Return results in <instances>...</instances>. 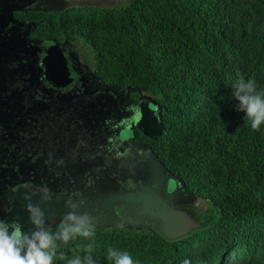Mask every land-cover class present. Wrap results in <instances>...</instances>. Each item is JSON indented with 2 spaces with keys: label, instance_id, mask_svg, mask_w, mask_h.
<instances>
[{
  "label": "trees",
  "instance_id": "trees-1",
  "mask_svg": "<svg viewBox=\"0 0 264 264\" xmlns=\"http://www.w3.org/2000/svg\"><path fill=\"white\" fill-rule=\"evenodd\" d=\"M21 18L34 22L33 39L84 48L100 84L155 102L162 134L136 138L207 206L199 228L178 239L146 227H95V264H110L109 247L136 264H264V124L251 128L232 88L242 75L264 95V0H133ZM89 242L57 241L65 259L54 264L83 256Z\"/></svg>",
  "mask_w": 264,
  "mask_h": 264
},
{
  "label": "flooded vegetation",
  "instance_id": "flooded-vegetation-1",
  "mask_svg": "<svg viewBox=\"0 0 264 264\" xmlns=\"http://www.w3.org/2000/svg\"><path fill=\"white\" fill-rule=\"evenodd\" d=\"M23 9L26 8H9L6 0H0V10L7 11L6 19L5 13H0V19L6 20L0 23V172H8V177L14 170H20V175L27 172L32 174L28 180L14 182L11 179V183L0 185V220L5 221H12L9 217L16 211L11 207L13 202H27L26 195L40 200V195H35L45 188L41 183V171H56L58 177L62 175L64 178L66 174L61 173L62 170L89 160L91 169L97 167L99 174L115 178L120 189L124 190L128 172L125 166L120 171L122 148L132 156L135 166L153 157L147 142L136 138L137 132L142 134L141 131L133 129L126 132L129 138H123L121 132L135 124L141 102L149 105H155V102L131 89L120 90L100 84L93 70L92 76H85V72L83 75L82 69L71 66L74 61L71 54L74 53L70 44L62 45L54 41L46 44L30 37L35 24L25 22L21 16L47 10ZM56 44L68 54L63 52L64 57L67 56L72 81L63 88H56L45 80L41 63L47 50ZM133 95L137 97L133 98ZM49 101L52 104L46 108ZM58 113L64 114L62 121L71 127L70 130H60L57 136H46L49 133L46 129L55 124L53 118ZM78 124L81 125L80 133L75 131ZM129 183L136 185V188L140 184L134 180ZM82 185L88 186L86 181ZM136 209H131L130 216H134ZM113 211L118 214V209L113 208ZM155 226L158 225L149 226L148 229L156 232Z\"/></svg>",
  "mask_w": 264,
  "mask_h": 264
},
{
  "label": "rangeland",
  "instance_id": "rangeland-1",
  "mask_svg": "<svg viewBox=\"0 0 264 264\" xmlns=\"http://www.w3.org/2000/svg\"><path fill=\"white\" fill-rule=\"evenodd\" d=\"M131 1L133 0H6L7 7L9 8L21 6L26 8L23 10L47 11L87 6L121 8L128 5ZM6 12L0 10V13H5V19L7 18ZM5 19H0V23L2 21L6 22ZM71 47L74 53V55L70 53L74 57L71 66L76 65L78 69H82L83 75L85 72V76H92L93 63L87 54L88 52L77 45H71ZM63 52L68 55L66 51L63 50ZM50 104H52V101L46 103V108ZM63 116L64 114L58 113L55 119L53 118L55 124L46 129L49 132L46 136L54 134L57 136L60 130H66L65 132L70 130L71 127H67L68 124L62 121ZM80 128L81 125L78 124L75 131L80 133L82 131ZM72 132L74 131L72 130ZM122 136L123 138L128 137L127 133H124ZM119 150L121 151V148ZM124 151L122 148L120 153L123 156H120L121 160H119V162L123 163L120 171H123L125 166L128 172L127 182H124V190L120 189L121 186L115 178L104 177L105 175L99 174V171L96 169L97 167L91 169L92 166L88 164L89 160H83L81 164L71 169L62 170L61 173L64 172L66 174L64 178L62 175L58 177L55 173L56 171H41V183L52 194V200L40 202V207L43 204L46 208H52L45 214L46 227L49 229L54 223H59L62 220L63 216L70 211L65 206V201L72 198L74 202L76 200H84L83 206L77 209L78 214L87 213L92 216L95 227L99 228H122L126 225H131L137 228L145 226L148 229L149 226L158 225L159 227L155 226L157 227V231L169 239L184 237L199 228L202 221L201 217L207 209L205 202L193 196L181 197V195L174 194V197H171L170 194L173 190L170 185L171 182L166 180L167 174L164 173L152 156V158H147L142 164L135 166L132 156L126 154ZM93 170H96L98 176L94 175L96 172ZM7 175L8 172L6 171L0 172L1 186L11 183V179L16 182L21 179L28 180V178L32 177L31 172L20 175V170H14L13 174L9 177ZM153 178H155L154 182L152 181ZM132 180L140 182L137 188L136 185L129 183ZM84 181H86L87 187L82 185ZM37 195H40V192H37L35 196ZM140 196H144L149 201L139 199ZM40 200L32 199V203L35 204ZM26 203L19 204L13 202L11 207L16 211L12 213L9 220L18 221L23 226L24 231L30 232L35 229L28 221L29 214L25 209ZM59 206L64 207L66 212L57 209ZM135 207L137 209L134 211V216H130L131 209ZM113 208L118 209V214L113 211ZM147 223L150 225H147Z\"/></svg>",
  "mask_w": 264,
  "mask_h": 264
},
{
  "label": "clouds",
  "instance_id": "clouds-1",
  "mask_svg": "<svg viewBox=\"0 0 264 264\" xmlns=\"http://www.w3.org/2000/svg\"><path fill=\"white\" fill-rule=\"evenodd\" d=\"M232 88L233 95L239 102L237 110L246 113V120L251 122L253 130H259L264 124V95L257 92L255 80H246L241 75ZM39 192L41 200L35 204L32 203L31 195L25 196L28 221L34 226V231L25 232L18 221L0 220V264H54L58 255L61 260L65 259V254L59 250L57 241L67 245L69 241L78 237L90 242L83 246L82 250L85 253L83 256L74 254L67 260V264H95L92 255L96 247L94 218L87 213L77 212L85 203L84 200L74 202L69 198L65 201V206L70 211L63 216L53 233L46 227L45 214L40 207L41 201L52 200V194L46 188L40 189ZM106 258L110 264H136L129 253L112 247L107 249ZM183 264L190 262L185 260Z\"/></svg>",
  "mask_w": 264,
  "mask_h": 264
},
{
  "label": "water",
  "instance_id": "water-1",
  "mask_svg": "<svg viewBox=\"0 0 264 264\" xmlns=\"http://www.w3.org/2000/svg\"><path fill=\"white\" fill-rule=\"evenodd\" d=\"M41 63L44 68L45 80L48 83H50L56 88H63L69 83H71L72 80L69 78V69L67 66V60L64 57V54L59 45L56 44L54 46H51L47 50L46 55L42 59ZM133 129H137L141 131L143 136L147 138L159 137L163 131V123L161 122V118L159 115V108L153 104L149 105L146 104L145 102H141L138 106V116L136 118L135 124L129 125V127L126 128V130L123 129L121 133L124 134L126 132H131L133 131ZM166 176H167L166 180L168 182H171V184L170 183L169 184L173 189L170 194L171 197H174V194L181 195V197L187 196V192L185 191L184 185L179 180H177L175 177L169 174H167ZM152 181L154 182L155 178H153ZM32 199H34V197H32ZM139 199L142 200L145 199L149 201L148 199L144 198V196H140ZM41 209L44 212V214H46L49 212L48 210L52 208L49 207L46 208L44 207V205H42ZM57 209H61V211L66 212L64 210V207L62 208L59 206L57 207Z\"/></svg>",
  "mask_w": 264,
  "mask_h": 264
},
{
  "label": "bare ground",
  "instance_id": "bare-ground-1",
  "mask_svg": "<svg viewBox=\"0 0 264 264\" xmlns=\"http://www.w3.org/2000/svg\"><path fill=\"white\" fill-rule=\"evenodd\" d=\"M129 133V132H128Z\"/></svg>",
  "mask_w": 264,
  "mask_h": 264
}]
</instances>
